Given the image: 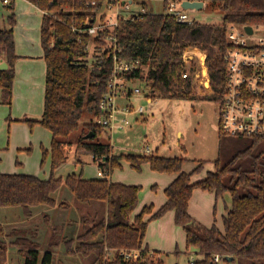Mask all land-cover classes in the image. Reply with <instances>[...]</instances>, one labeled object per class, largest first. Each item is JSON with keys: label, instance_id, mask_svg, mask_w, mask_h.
I'll use <instances>...</instances> for the list:
<instances>
[{"label": "trees", "instance_id": "obj_1", "mask_svg": "<svg viewBox=\"0 0 264 264\" xmlns=\"http://www.w3.org/2000/svg\"><path fill=\"white\" fill-rule=\"evenodd\" d=\"M28 1L45 12L41 41L47 76L42 117L21 121L30 126L40 124L52 132L50 151L43 149L44 159L48 153L51 155L52 169L48 179L28 173L0 172V208L20 207L27 217L33 215L36 206L66 209L69 202H58L54 196L64 186L73 193L80 210L85 207L83 203L104 204L102 216L93 220L91 226L86 217L81 218L83 231L76 237L64 235L57 224L52 227V248L62 245L66 254L94 255L100 263L106 245L110 248L148 249L145 237L149 222L172 210L176 225L186 233L187 249H194L201 255L200 259L189 264H220L213 259L217 253L224 256L226 264H264V136H234L246 139L248 143L234 145L237 150L229 160L222 164L220 157L217 158L215 170L196 181H193V176L204 171V161L193 171L185 172L183 165L186 158L183 157L115 155L111 144L99 139L105 128L93 122L85 124L82 135L74 142L72 135L80 131V120L86 110L100 120V101L108 89L112 61L106 56L104 42L87 32H80L85 19L99 12L107 0ZM198 1L205 3L209 0ZM217 1H220L225 13L221 24L182 23L164 13L154 12L122 20L118 40L124 54L151 60L149 77L153 80V98L200 97L195 94L191 79L183 80L181 77L183 57L193 55L196 63L209 67L215 89L213 96L201 98L216 103L222 100L226 64L221 53L228 46L227 25L264 24V0ZM163 3L166 8L167 0ZM7 6L13 11L14 0ZM143 7L146 8V5L143 4ZM9 21L11 28L0 29V57L8 63L7 69H0L1 102L6 104L12 103L18 59L14 11ZM91 58L99 60L92 65ZM222 134L220 130V146L223 143ZM72 154L76 162L82 164L85 163L83 157L91 155L104 176L96 179H83L82 175L76 174L66 178L56 177L55 171L70 161ZM123 159L136 170H141L142 165L148 163L154 171L178 174L165 190V203L155 211L153 205H147L135 215L142 187L110 179L112 171L121 167ZM199 188L214 192L217 199L224 198L225 194L231 195L232 204L223 216L222 228L216 223L205 226L190 214V200ZM147 214L150 216L146 219ZM42 215L46 224L53 220L47 211ZM18 228L0 223V264L9 263L11 246L18 249L23 264H53V249H48L40 261L41 246L36 239L37 232ZM58 233L60 238L55 241ZM158 253L155 251L157 256ZM157 256L136 263L120 258L115 264H162ZM227 256L233 257V260L228 261Z\"/></svg>", "mask_w": 264, "mask_h": 264}, {"label": "rangeland", "instance_id": "obj_2", "mask_svg": "<svg viewBox=\"0 0 264 264\" xmlns=\"http://www.w3.org/2000/svg\"><path fill=\"white\" fill-rule=\"evenodd\" d=\"M138 2V3H137ZM146 5L147 12L165 13L167 10L164 6L163 0H137L132 5V11H138L142 9V6ZM188 14L190 20H195L201 23L208 24H221L225 13L221 9V3L217 0H209L204 3L203 8H183ZM16 26V50H27L30 48L33 52L38 49L41 40V26H42V11L35 5L27 0H14V9ZM6 4L0 0V29L11 28L9 16L13 12ZM196 91V90H195ZM197 97L195 99H169L157 96L149 101L142 95H133L131 102L135 108L139 106L145 107L144 114H129L130 124H128L122 130H116L113 134L112 153L115 155H159L166 158L183 157L186 158L183 168L185 172H191L201 162L204 161V171L201 173L204 176L209 171L215 170V161L220 157V162L223 164L233 155L237 150L235 146L248 143L246 139L241 140L239 137H234L223 133V143L220 146V129H219V104L212 100L202 99ZM38 98V97H37ZM20 100V99H19ZM20 102L12 103L11 106L1 102V89H0V158L5 161H15L16 157L20 158L24 163L21 167H26L32 173L40 175V177H49L52 169L51 155L48 153L44 159L43 149L51 148V133L49 130L39 125L32 127H19L16 132L13 129V139L11 135V129L15 126L16 122L8 125L7 120L16 117L20 114ZM124 100H119V103H123ZM127 102V101H126ZM37 108L33 110L36 111ZM93 122L100 125L99 119L92 117L86 110L83 114L80 125V131L72 135V140L75 142L82 135V130L85 128V124ZM18 124H25L18 122ZM87 131L85 130V133ZM15 135V136H14ZM111 134L106 129L99 139L103 142H110ZM30 139V142H29ZM28 141V144L26 143ZM19 145H24L19 149ZM13 148V149H12ZM150 149V152H147ZM22 154L21 156H17ZM85 163H72L76 162L73 154L71 160L65 162L60 167L61 174L68 175L76 171L83 176L91 177L101 168L98 166V162L93 161L91 155H85L83 157ZM16 167H19L15 165ZM59 167V168H60ZM58 168V169H59ZM57 169V170H58ZM148 172H155L151 167L144 163L141 170L134 169L130 163L123 159L121 160V167H116L111 173V179L121 181L125 184H135L142 187V194L148 193L153 195L154 192L151 186L154 185L151 182V177ZM156 195V193H155ZM58 202L67 201L69 205L66 209H53L49 206L48 211L52 216V224H57L59 231L64 235L77 236L83 229L81 222L77 225V222L82 217H86L89 220V226L97 220L103 214L104 204L99 203L96 205L84 203V209L80 210L79 204L76 203L73 193L64 187L54 193ZM231 195L225 194L224 198H220L216 213L215 209L212 210L213 222L223 227V221L221 214L225 211V204L230 202ZM76 204V205H74ZM87 207V208H86ZM98 213V214H97ZM71 217V220L68 218ZM75 219H78L75 222ZM69 222H71L69 224ZM68 223V224H66ZM52 224L41 223V232L44 233L50 230L49 236L45 242V235L40 237L41 249H53L54 260L53 264H99V260L94 255L82 256L79 254L73 255H60L59 250H63L62 245L59 249L52 248L51 237H54L53 231H51ZM157 233V232H156ZM155 233V235H156ZM59 233L56 236V240L59 238ZM43 240V241H42ZM179 250L178 253L172 251L159 252L157 259L162 264H189L192 261H196L201 258L199 253H196L194 249H186L185 240L183 235L178 239ZM38 241V242H40ZM64 252V251H63ZM41 254V259L43 258ZM17 257L18 264H23V257Z\"/></svg>", "mask_w": 264, "mask_h": 264}, {"label": "built area", "instance_id": "obj_3", "mask_svg": "<svg viewBox=\"0 0 264 264\" xmlns=\"http://www.w3.org/2000/svg\"><path fill=\"white\" fill-rule=\"evenodd\" d=\"M2 1L8 5L12 0ZM136 1L107 0L99 12L85 19L80 29V32H87L102 40L103 48L107 49L106 56L112 61L108 89L100 101L99 120L100 125L111 134V145L114 132L130 124L129 114L145 113L144 106L135 108L131 97L142 95L151 101L155 96L153 80L149 77L151 60L126 56L118 40L122 20L147 12L143 6L141 10L133 12L132 5ZM183 1L167 0V11L164 14L178 22L193 23L195 20H190L183 9ZM247 26L252 27L251 33L246 30ZM226 37L228 46L221 53V58L226 64L225 86L223 98L217 103L219 129L231 136H264V24L231 23L227 25ZM93 59L90 61L92 65L98 58L94 61ZM182 62L181 77L183 80L191 79L195 94L213 96L215 89L211 83L209 67L196 63L193 55H185ZM119 100L124 102L119 103ZM147 152L149 153L150 149H147ZM98 175L103 177L104 173L99 170ZM153 255L157 256L155 251L144 247L110 248L106 245L99 264H115L120 258L136 263ZM213 259L217 263L226 264L222 254H214ZM193 262L195 261L190 263Z\"/></svg>", "mask_w": 264, "mask_h": 264}, {"label": "crops", "instance_id": "obj_4", "mask_svg": "<svg viewBox=\"0 0 264 264\" xmlns=\"http://www.w3.org/2000/svg\"><path fill=\"white\" fill-rule=\"evenodd\" d=\"M43 14H42V17H43ZM15 26H14V36H15V43H16ZM17 54H18V59L15 63V78H14L12 103L14 102L17 104L18 101H23V102H20V105H21L20 112L21 113L16 115V117H14L13 119L10 118L7 120L9 126H11V123L13 122H16L14 125L18 126L17 128L13 127L11 129V135H12L11 139L14 138L13 132H12L13 129L16 132V130L19 127H23V126L29 127L30 126L28 123L21 121L22 119L30 118V119L37 120L42 117L43 111H44L45 83H46V76H47V65H46L45 58H44V49H43L41 40H40L38 49H36L34 52L30 48H27V50L25 51L19 49ZM5 62L6 61L2 57H0V66L3 65ZM11 104L9 105L11 106ZM34 108H37L36 111L33 110ZM18 122L25 123V124H18ZM35 125L40 127L39 126L40 124L39 125L35 124ZM49 132L51 133V142H52V132L50 130ZM29 142H30V139H29ZM26 143L28 144V141ZM19 147H20L19 149H23L21 147H25V146L19 145ZM46 149L50 151L49 148H46ZM18 155L21 156L22 154H18ZM23 163L24 162L20 158H17V157L14 162L13 160L10 162L9 161L7 162L3 158H0V172L2 173H28V174H33V175H37L40 177V175L32 173L35 171H30L26 169V167H21ZM72 163L76 164L77 162H72ZM15 165L19 167H16ZM62 167H60L58 170L55 171L56 177L66 178L68 175H71V174L81 175V174H78L76 171H72V173H67L68 175H63L60 172V169ZM183 170L185 169L183 168ZM98 172L97 174L91 177H86V176H83L82 174V178L83 179L100 178V176L98 175ZM148 173L151 177L150 183L154 184L151 186V189H153L152 187H154V189L156 190L155 191L152 190V192H154L153 195H150L148 193L142 194L143 192L142 190H140L138 206L134 212L135 215L139 214L143 210V208L147 205L148 206L153 205L154 211L157 208H159L161 205H163L167 199L165 190L175 180V178L178 175L177 173H166V172H158V171L148 172ZM203 177H204L203 174L195 175L193 176V181H196L197 179H200ZM40 178L48 179L49 177H40ZM110 179H111V176H110ZM111 180L114 182H121V181H116L115 179H111ZM63 188L64 186L62 187V189ZM71 199L74 200V198L72 197ZM219 199L216 198V195L214 192H210V191L203 190L200 188L196 189L190 200V205H189L190 214L193 216L194 219H196L201 224L205 226H211L213 224L212 223L213 222L212 210L214 208L215 209L214 213H216ZM231 204H232V200H230V202L225 204V211L224 213L221 214L222 221H223V216L225 215L227 208H230ZM70 205H72L70 208L72 209L73 204L70 203ZM93 205H96V204H93ZM53 209H57V208H53ZM44 211H48L45 206H36L33 208V215L31 217H27L24 215V212L20 207L0 208V223H2L3 225L9 228L19 227L21 229L27 230L30 233L37 232V237H36L37 241H40L41 240L40 237L45 235L44 239L46 242L48 236L50 239V235L48 234L50 233V230L47 232L49 223L46 225L47 230L44 233L41 232L42 225H40L41 223L43 224L46 223V221L41 218V216H43L42 213ZM149 216L150 215L147 214L145 215V218L147 219L149 218ZM68 219L71 220V217H69ZM77 220L78 219H75V222ZM70 223L71 222H69V224ZM51 224H52V220L50 221V225ZM78 224H80V220L77 222V225ZM54 225L55 224H52V227ZM52 227H51V231L53 230ZM181 235H183V238L186 244V233L182 227L176 225L175 212L170 210L167 213H165L162 217L151 220L149 222L147 231H146L145 245L147 246L148 249L152 251H156V252L174 250L175 253H178L180 251H177L179 250V247H178L179 242L177 239L179 237L181 238ZM185 246L187 249V245ZM59 248L60 247H58L57 249ZM47 250L48 248L40 249V258H41V254L42 253L44 254ZM58 252H62V253H59L60 255L66 254L65 252H63V250H59ZM21 256L22 255L19 253L18 249L16 247L11 246L8 252V257H9L8 264H16L17 257H20V260H21ZM20 260L18 261L20 262Z\"/></svg>", "mask_w": 264, "mask_h": 264}, {"label": "water", "instance_id": "obj_5", "mask_svg": "<svg viewBox=\"0 0 264 264\" xmlns=\"http://www.w3.org/2000/svg\"><path fill=\"white\" fill-rule=\"evenodd\" d=\"M204 6V2L203 1H191V0H184L183 1V7L186 9L189 8H195V9H201ZM246 30L251 33L252 32V27L251 26H247ZM8 67V64L5 62L3 65L0 66V69H6ZM89 136H91V134H89ZM88 136V137H89ZM229 261L233 260V257L228 258Z\"/></svg>", "mask_w": 264, "mask_h": 264}]
</instances>
